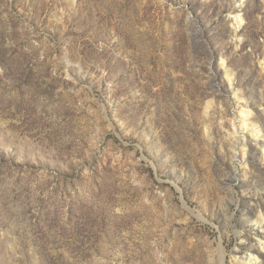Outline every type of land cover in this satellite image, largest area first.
<instances>
[{"label": "rangeland", "instance_id": "1", "mask_svg": "<svg viewBox=\"0 0 264 264\" xmlns=\"http://www.w3.org/2000/svg\"><path fill=\"white\" fill-rule=\"evenodd\" d=\"M263 150L264 0H0V264H242Z\"/></svg>", "mask_w": 264, "mask_h": 264}, {"label": "bare ground", "instance_id": "2", "mask_svg": "<svg viewBox=\"0 0 264 264\" xmlns=\"http://www.w3.org/2000/svg\"><path fill=\"white\" fill-rule=\"evenodd\" d=\"M242 114H243V116L241 118V121L243 122V126L245 127L248 124L247 122H248L250 113H248L247 111L242 110ZM252 132L255 133L256 131L253 130ZM255 134H258V132H256ZM241 144L243 146H246V141H242ZM263 154H264V150H263ZM258 244L260 245L261 250L263 251L262 254H257V255L248 254L246 256L245 260L241 262L242 264H259V262L261 260L264 261V239L261 240V241H258Z\"/></svg>", "mask_w": 264, "mask_h": 264}]
</instances>
